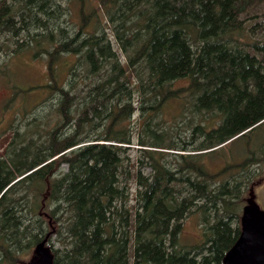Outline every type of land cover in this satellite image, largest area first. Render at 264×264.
I'll return each mask as SVG.
<instances>
[{
  "label": "trees",
  "instance_id": "obj_1",
  "mask_svg": "<svg viewBox=\"0 0 264 264\" xmlns=\"http://www.w3.org/2000/svg\"><path fill=\"white\" fill-rule=\"evenodd\" d=\"M71 1L0 0V66L45 65L44 82L13 83L9 100L44 93L54 114L0 151V264H25L46 235L53 264H222L242 181H220L233 165L213 171L204 156L264 119V71L248 66L264 64V0H73L70 30ZM208 116L219 124L206 131ZM178 117L189 138L165 129ZM135 134L136 170L122 165ZM191 214L203 232L182 246Z\"/></svg>",
  "mask_w": 264,
  "mask_h": 264
},
{
  "label": "rangeland",
  "instance_id": "obj_2",
  "mask_svg": "<svg viewBox=\"0 0 264 264\" xmlns=\"http://www.w3.org/2000/svg\"><path fill=\"white\" fill-rule=\"evenodd\" d=\"M77 8L78 5L73 2V0L68 5V16H65V18L67 19L66 26L70 30L73 29V22L77 19ZM87 8L89 9L90 7L88 6ZM255 11L264 12V4L260 5ZM106 32L109 35L111 44L116 47V42L113 39V36H111V28L106 26ZM248 39L250 41L252 40L250 38ZM44 76L45 65L41 60H32V62H28L27 58L16 60L10 59L6 62V66H0V131L5 130V134L0 137V151H2L3 147L12 138L13 131L15 129L23 130L26 121L31 118L36 116L37 119L40 120L39 124L42 128L53 123L54 114L51 112L49 104H46L47 100H45L44 93L30 94L29 92L28 94V92H26L21 94L20 92H17L13 99L9 100L13 83H16L20 87H25L44 82ZM78 88H83V82H80ZM176 108L177 106L175 104L170 103L165 111L175 112ZM44 114V119H41V116ZM207 115L215 116L214 112L210 110ZM209 116L205 121L206 131L219 124V117ZM168 117H170V115H168ZM141 121L142 120L140 119L136 121V117H134L132 121V123H134L133 128H135L136 124H139L136 133L141 129ZM170 124V126L165 127L170 134V137H174V132H178V129H181L179 132L180 137H182V139L185 137L189 138L190 133L188 129H185L180 117L172 120ZM256 125L258 126L251 134L248 135L246 130L239 134L243 135L242 137L238 138L239 135L232 137L227 140V142L223 143V146L221 145L222 147L218 148L216 153L204 156L206 166L213 171L222 172L226 166L229 167V165H233L231 171H226L223 176L221 175L220 181L228 180L237 176L238 180L242 181L241 187L239 188L241 192L237 198L234 199L236 207L240 208V213L242 212V207L246 204V199L249 197V191H251L253 185H256L252 187V191L255 194V201L262 209H264V119L255 124L252 128ZM42 131L44 132L43 129ZM156 132H159L158 128L156 129ZM204 138L205 136L203 135L197 139L198 141H202ZM136 139L137 135L135 134L134 142L126 149L124 153L126 158L122 161L123 166H134L135 170L139 168L138 160L141 159L140 151L138 149L139 145L137 144ZM145 148L154 149L153 147ZM156 150L168 151L165 149ZM175 152L179 151L177 150ZM240 164H243L244 166L240 167ZM63 168L65 169L66 166L63 165ZM141 170L144 174H148L151 169L148 165H145ZM120 178H123V176L120 175ZM124 180L125 177L123 178V181ZM128 185L130 194L125 205L130 206L135 202V190L137 186L135 180L131 179L128 180ZM182 223L183 226L179 237L180 244L182 246H189L199 242L203 232V223L194 214L189 215ZM54 241L55 236L53 235L51 237V242L54 243ZM131 262L132 259H130V264Z\"/></svg>",
  "mask_w": 264,
  "mask_h": 264
},
{
  "label": "water",
  "instance_id": "obj_3",
  "mask_svg": "<svg viewBox=\"0 0 264 264\" xmlns=\"http://www.w3.org/2000/svg\"><path fill=\"white\" fill-rule=\"evenodd\" d=\"M249 191L240 215L239 235L226 251L222 264H264V209ZM48 235L38 242L25 264H53V253L47 244Z\"/></svg>",
  "mask_w": 264,
  "mask_h": 264
},
{
  "label": "flooded vegetation",
  "instance_id": "obj_4",
  "mask_svg": "<svg viewBox=\"0 0 264 264\" xmlns=\"http://www.w3.org/2000/svg\"><path fill=\"white\" fill-rule=\"evenodd\" d=\"M248 66H249V70H250V72H252V73H261V72H263L264 71V64H262V63H259V62H254V61H251V62H249V64H248ZM251 85H257V83H256V81H252L251 82ZM263 89H264V86H263ZM254 90V87L252 88V91ZM258 125H256L254 128H252V127H248V128H246V130H247V134L249 135V134H251L253 131H255L254 129L257 127ZM243 135H239L238 136V138H240V137H242ZM260 181V180H259ZM262 182V181H261ZM260 182V183H261ZM256 183V182H255ZM259 183V184H260ZM258 184V185H259ZM261 185V184H260ZM254 186H256V185H253L252 187H254ZM253 189V188H252ZM255 195V194H254ZM239 224H240V219H239Z\"/></svg>",
  "mask_w": 264,
  "mask_h": 264
},
{
  "label": "bare ground",
  "instance_id": "obj_5",
  "mask_svg": "<svg viewBox=\"0 0 264 264\" xmlns=\"http://www.w3.org/2000/svg\"><path fill=\"white\" fill-rule=\"evenodd\" d=\"M245 131H246V130H245ZM243 132H244V131H243ZM243 132H241V133H243ZM239 134H240V133H239ZM239 134H237V135H239ZM237 135H236V136H237ZM234 137H235V136H234Z\"/></svg>",
  "mask_w": 264,
  "mask_h": 264
}]
</instances>
